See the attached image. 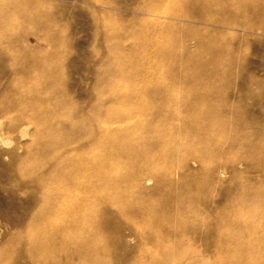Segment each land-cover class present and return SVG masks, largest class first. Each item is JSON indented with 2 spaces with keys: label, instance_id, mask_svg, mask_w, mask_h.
Wrapping results in <instances>:
<instances>
[{
  "label": "bare ground",
  "instance_id": "6f19581e",
  "mask_svg": "<svg viewBox=\"0 0 264 264\" xmlns=\"http://www.w3.org/2000/svg\"><path fill=\"white\" fill-rule=\"evenodd\" d=\"M171 1L189 19L213 21L219 29H199L181 17L161 23L138 16L115 28L106 25L111 12L91 9L108 46L94 69L90 102L81 104L64 92L60 71L50 67L64 39L61 24L47 12L49 0H0V43L22 21L42 30L52 48L39 58L25 53L12 92L0 97V117L11 121L8 133L17 123L44 126L33 135L44 152L31 156L26 149L20 158L19 170L35 195L7 219L25 227L13 239L28 240L29 264H164L163 255L146 247H160L171 232L187 237L188 245L202 243L192 257L226 250L251 254L252 243L238 242L254 233L255 221L261 228L254 241L264 249V79L250 75L235 96L221 86L242 48L228 42L234 35L224 30L260 29L250 18L262 14L264 0ZM137 25L152 27L150 36L138 38ZM152 38L158 43L148 55L158 63L144 67L136 49ZM33 70L40 75L29 76ZM136 73L155 83L140 82L130 92L107 90L110 81L132 82ZM247 99L255 107L246 106ZM225 159L235 164L225 166ZM27 160L37 168L28 171ZM238 164L256 171L259 181L245 178ZM227 176L235 186L217 204L224 210L200 208ZM252 206L257 216L242 219L241 211ZM257 256L261 260L264 253Z\"/></svg>",
  "mask_w": 264,
  "mask_h": 264
},
{
  "label": "rangeland",
  "instance_id": "374dc122",
  "mask_svg": "<svg viewBox=\"0 0 264 264\" xmlns=\"http://www.w3.org/2000/svg\"><path fill=\"white\" fill-rule=\"evenodd\" d=\"M49 2L51 4L47 12L52 16L55 15L53 17L61 24L60 34L64 39V42L58 45V57L53 59L50 67H54L60 71L58 83L64 88V92L75 102L81 104L82 102L83 104L90 102V98L86 97V94L90 93L94 85V69L98 59L103 55L108 46V43H105L103 36L98 32L96 25H94L91 9L95 10L96 13L98 12L99 15L105 9L111 12L110 17L107 18L109 21H107L106 25L115 28L117 26L125 27L124 21L131 18V16H138L146 21L154 20L161 23H173L175 22V18L181 17L189 23H194L199 29H208L210 31H217L219 29L215 27L216 23L213 21L205 22V25L198 24L196 23L198 22L197 20L184 16V12L180 11L171 0H49ZM140 8H143L142 10L145 13L152 12L153 15H139L138 13L142 12ZM97 19H99V16ZM250 22L257 27L260 25L262 27L250 33H243L239 28L224 30V32L234 35V37L227 39L228 42L235 46L242 45L238 57L233 63L231 77L221 82L224 92L228 95H237L240 87L244 84L243 81L247 83L250 75H252L250 78L254 76L255 79H264V10L260 16L250 18ZM150 30H152V27L137 25L133 31L138 38L143 39L146 36H150ZM7 33V38L0 43V97L3 93L8 94L12 92L11 83L16 82L20 65L26 61L22 57L25 53H36L39 58L52 50L46 42L47 37L45 33L33 25L20 21L19 24L13 26ZM123 34L128 35L129 32L123 30ZM130 41L125 46L127 45L128 47L131 44ZM155 43H158V41L156 42L152 38L151 43L138 45L136 49L137 51L139 50L140 56V53L143 52L140 64H143L144 67L155 66L158 63L157 59L148 55H152L151 46ZM195 48L192 47V50H195ZM164 63L167 64L168 61ZM40 73L41 70H33L29 76L36 77ZM144 77L136 73L132 82L112 80L107 90L113 91L114 89H119L130 92L140 82H145L147 85L155 83L154 80L143 81ZM161 81L166 83L168 79L161 77ZM245 105L249 107L254 106L253 101L251 102L248 99L245 100ZM10 122V118L0 117V248L4 244L7 245L2 252L3 255H0V264H8L12 261L16 264H29L28 256L30 252H28L27 248L28 240L26 237L21 241H19L20 239H13V234L24 230L25 227L12 225L7 221L15 218V216L17 217L24 211L21 209H24L30 197L35 195V189L29 178L23 176L24 174L19 170L20 158L24 155L26 149L30 151L31 156L34 152H44V149L40 147L42 145L39 142L40 140L33 137L34 134L40 133L44 126L41 124L20 126L17 123L15 132L8 133L7 127ZM223 162H225L223 163L225 166L235 164L230 159H225ZM36 168L37 165L34 161H26V169L28 171L35 170ZM237 169L240 172L242 171L245 178L251 179L253 182L257 183L260 179L256 171H248L244 165H239ZM41 170H44V168H41ZM228 179V176L223 178L222 184L210 192L209 195L207 194L208 196L206 195L205 203L204 205L200 204V208H206L209 211L220 208L217 204L222 202L223 194L234 191L235 184L229 183ZM154 183L155 181L148 185V187L153 186ZM219 210L223 211L224 209L220 208ZM257 210L256 206L244 209L241 211V218L252 219L257 216ZM260 228L261 225L257 221L253 222L251 230L254 233L251 236L246 234L239 239L238 243H242L243 245L253 244L254 252L251 254H241V252L226 250L203 256L197 254L192 257L191 252L200 249L202 243L197 242L194 245H188L187 237H173L172 232L168 234V241L162 243L160 247L147 245L146 248L154 250V254L158 256L163 255L164 264H171L172 259H174L175 264H190L191 262L193 264H236L238 259L241 262L247 261L248 263L264 264V256L261 260L257 256V252L264 253V249L254 241L256 231L258 232ZM194 238L195 240L199 239L197 236H194ZM183 253L185 254L182 255Z\"/></svg>",
  "mask_w": 264,
  "mask_h": 264
}]
</instances>
